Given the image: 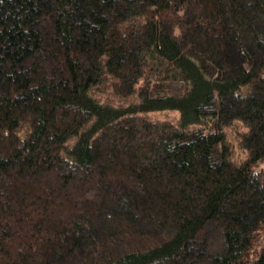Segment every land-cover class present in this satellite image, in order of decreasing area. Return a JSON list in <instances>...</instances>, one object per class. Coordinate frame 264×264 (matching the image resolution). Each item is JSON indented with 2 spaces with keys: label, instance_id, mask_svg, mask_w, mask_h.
<instances>
[{
  "label": "trees",
  "instance_id": "1",
  "mask_svg": "<svg viewBox=\"0 0 264 264\" xmlns=\"http://www.w3.org/2000/svg\"><path fill=\"white\" fill-rule=\"evenodd\" d=\"M0 264H264V0H0Z\"/></svg>",
  "mask_w": 264,
  "mask_h": 264
},
{
  "label": "rangeland",
  "instance_id": "2",
  "mask_svg": "<svg viewBox=\"0 0 264 264\" xmlns=\"http://www.w3.org/2000/svg\"><path fill=\"white\" fill-rule=\"evenodd\" d=\"M148 116L155 119L169 118L175 121L178 117L177 109H165L164 111H150Z\"/></svg>",
  "mask_w": 264,
  "mask_h": 264
}]
</instances>
